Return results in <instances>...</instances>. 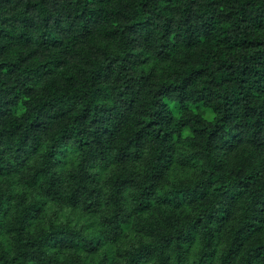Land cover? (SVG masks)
<instances>
[{
    "label": "clouds",
    "instance_id": "obj_1",
    "mask_svg": "<svg viewBox=\"0 0 264 264\" xmlns=\"http://www.w3.org/2000/svg\"><path fill=\"white\" fill-rule=\"evenodd\" d=\"M0 264H264V0H0Z\"/></svg>",
    "mask_w": 264,
    "mask_h": 264
}]
</instances>
